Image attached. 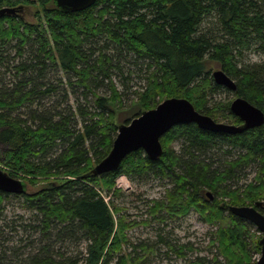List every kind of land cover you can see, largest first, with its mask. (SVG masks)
<instances>
[{
  "label": "trees",
  "instance_id": "16d2710c",
  "mask_svg": "<svg viewBox=\"0 0 264 264\" xmlns=\"http://www.w3.org/2000/svg\"><path fill=\"white\" fill-rule=\"evenodd\" d=\"M1 8L15 13L0 16V164L27 189L0 191V264H142L154 248L127 236L136 221L111 199L121 195L120 175L167 180L171 187L146 206L151 219L193 210L212 229L215 263L254 264L261 234L229 206L264 203V122L236 134L175 125L160 137L155 161L138 149L114 171L96 176L92 169L120 124L166 98H185L217 122L240 125L231 101L216 99L224 87L214 83L211 65L235 81L234 97L264 113V61L243 59L246 51L264 53V0H96L78 12H64L54 0H0ZM132 78L142 84L126 97L124 81ZM212 148L231 158L214 166ZM249 165L254 175L244 186L227 184ZM9 196L22 199L31 223L4 219ZM257 209L264 215V206ZM3 227L35 232L32 251L12 261L10 250L18 249L5 246ZM80 240L75 256L56 249ZM156 242L181 255L161 235ZM125 245L131 250L123 254Z\"/></svg>",
  "mask_w": 264,
  "mask_h": 264
},
{
  "label": "rangeland",
  "instance_id": "374dc122",
  "mask_svg": "<svg viewBox=\"0 0 264 264\" xmlns=\"http://www.w3.org/2000/svg\"><path fill=\"white\" fill-rule=\"evenodd\" d=\"M32 10H37V6L31 7V11ZM27 16L30 17L28 14ZM243 57L244 61L249 62L264 61V53H257L254 50L246 51ZM218 69H220L219 66L211 65V72ZM113 80L116 82L118 88H120L119 86L121 85L119 84L121 81H119V78L113 76ZM124 82H128L127 84L130 87L124 91L126 97H128L129 92H132L137 88L136 85L142 84L137 78H132V80H126ZM234 98L232 92L224 87L216 99L221 102H230ZM130 99L124 98V103H128ZM177 146L178 143H175V147ZM223 151L224 149L212 148L208 152V156L211 155L213 157L214 166L218 164L216 162L217 159L224 160V157L231 158L225 155ZM235 156L232 157L234 158ZM1 167L2 165L0 164V169ZM254 170L255 165H249L246 168H243L238 174H236V177L229 180L227 184H231L233 187L244 186L253 177ZM126 178L130 184V188L128 190L119 188L121 195L111 199L125 209L123 215L128 221H136L133 227L127 230V236L130 241L133 243H141L146 246H152L154 248L152 253L145 255L142 264H217L214 262L216 249L209 244L211 237L210 230L212 229L200 219L195 211L192 210L187 215L179 216L177 218L166 217L164 218V221H155L154 219H151L152 216L146 211V206L151 204V200L161 198L164 194V189L171 187L167 180L154 176H149L142 180L130 179L128 176H126ZM120 180H124V178H121ZM102 194L104 199L108 201L110 196L106 195L104 190L102 191ZM22 203L23 201L21 198L9 196L8 199H5L2 203L5 210L4 219H6V221H11V219L17 218V216H22L21 223H31V212L25 209L22 206ZM162 215L166 214L162 213ZM141 220L150 221L146 225L137 223ZM26 228L29 229V225H26ZM254 229L257 228L254 226L253 231H251L252 234H255ZM10 230L12 229L9 227H5V229L3 227L2 235L5 238L4 241H6L5 246L11 245V248L18 249L17 251L10 250V259L16 261V259H18L17 254H21L19 258H24L28 252L32 251L33 247H30L29 241L36 235V233L32 232V230L31 232H23L22 228L17 229V227H15L16 231L11 232ZM257 234H260L259 231L256 233V236ZM159 235H161V237L175 250H180L181 255H178L168 244L157 243L156 241L159 240ZM33 240H35L36 243L37 236ZM35 243L33 246H35ZM57 247L60 248V251L64 252L65 255L75 256L77 252L82 251L84 243L82 240L74 243L64 241L56 243V249ZM130 250L131 247L125 245L122 253L126 254ZM137 251L143 253V250L141 249H138ZM251 257L252 260L256 261L259 254L252 252ZM221 259L222 258H219V260Z\"/></svg>",
  "mask_w": 264,
  "mask_h": 264
},
{
  "label": "water",
  "instance_id": "95a60500",
  "mask_svg": "<svg viewBox=\"0 0 264 264\" xmlns=\"http://www.w3.org/2000/svg\"><path fill=\"white\" fill-rule=\"evenodd\" d=\"M95 1L54 0L55 5L64 12L84 10L92 6ZM11 13H15V8L0 9V16ZM211 76L215 84L230 91L236 89L235 81L222 69L212 71ZM229 109L232 114L240 118L242 121L240 125L217 122L209 115L197 111L185 98H166L155 107L142 111L129 123L118 126L109 153L93 167L92 173L99 176L116 170L129 153L138 149H142L149 160L155 161L162 154L160 137L175 125L195 123L203 130L236 134L260 126L264 122L263 111L243 97H235L230 102ZM26 189V183L23 180L14 178L0 169V191L20 195L25 193ZM206 195L211 198L210 192ZM261 206H264L262 201H257L250 206H229V211L233 215L253 224L261 234L258 240L260 253L254 264H264V215L257 209Z\"/></svg>",
  "mask_w": 264,
  "mask_h": 264
},
{
  "label": "built area",
  "instance_id": "2783aa9c",
  "mask_svg": "<svg viewBox=\"0 0 264 264\" xmlns=\"http://www.w3.org/2000/svg\"><path fill=\"white\" fill-rule=\"evenodd\" d=\"M119 177H123L124 180H119ZM119 177L116 179V187L121 188L123 190H128L130 188V184H129L126 176L122 175Z\"/></svg>",
  "mask_w": 264,
  "mask_h": 264
},
{
  "label": "bare ground",
  "instance_id": "6f19581e",
  "mask_svg": "<svg viewBox=\"0 0 264 264\" xmlns=\"http://www.w3.org/2000/svg\"><path fill=\"white\" fill-rule=\"evenodd\" d=\"M223 87V86H222ZM96 165V164H95ZM2 170V169H1ZM106 174V173H105ZM103 175V174H102ZM99 176H101V175H99ZM14 178H16V177H14ZM17 179H20V178H17ZM16 195H18V194H16ZM21 195V194H20Z\"/></svg>",
  "mask_w": 264,
  "mask_h": 264
}]
</instances>
